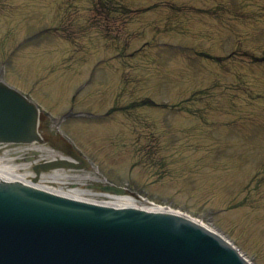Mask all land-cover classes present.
<instances>
[{"label": "rangeland", "instance_id": "1", "mask_svg": "<svg viewBox=\"0 0 264 264\" xmlns=\"http://www.w3.org/2000/svg\"><path fill=\"white\" fill-rule=\"evenodd\" d=\"M0 75L92 163L66 186H122L264 264V0H0ZM24 148L0 161L32 172Z\"/></svg>", "mask_w": 264, "mask_h": 264}, {"label": "water", "instance_id": "2", "mask_svg": "<svg viewBox=\"0 0 264 264\" xmlns=\"http://www.w3.org/2000/svg\"><path fill=\"white\" fill-rule=\"evenodd\" d=\"M38 117L32 102L0 80V141L39 139ZM46 139L81 161L65 140ZM59 164L66 163L34 170ZM19 182L0 181V264H247L179 216L99 206Z\"/></svg>", "mask_w": 264, "mask_h": 264}, {"label": "bare ground", "instance_id": "3", "mask_svg": "<svg viewBox=\"0 0 264 264\" xmlns=\"http://www.w3.org/2000/svg\"><path fill=\"white\" fill-rule=\"evenodd\" d=\"M35 150V149H33ZM39 152H41L38 149ZM49 155H53L51 152H47ZM59 161V157L54 159ZM22 166L5 165V161H0V179H12L25 182L29 185L39 187L49 192L63 195L66 197L84 200L92 203L111 205V206H135L144 209L155 210L157 205L140 198L121 196V194H100L90 193L85 189L78 188L76 186H66L65 182L72 180L68 175L67 170L60 167V164L51 168L47 174H38L36 172H28V170L20 171ZM33 174L36 175L35 181H33ZM95 198V199H94Z\"/></svg>", "mask_w": 264, "mask_h": 264}]
</instances>
